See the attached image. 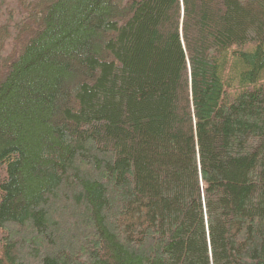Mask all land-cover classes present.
<instances>
[{
    "label": "trees",
    "instance_id": "16d2710c",
    "mask_svg": "<svg viewBox=\"0 0 264 264\" xmlns=\"http://www.w3.org/2000/svg\"><path fill=\"white\" fill-rule=\"evenodd\" d=\"M0 264H264V0H0Z\"/></svg>",
    "mask_w": 264,
    "mask_h": 264
}]
</instances>
